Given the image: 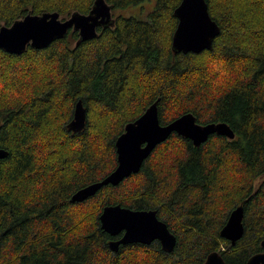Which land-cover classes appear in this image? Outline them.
<instances>
[{"label": "trees", "instance_id": "trees-1", "mask_svg": "<svg viewBox=\"0 0 264 264\" xmlns=\"http://www.w3.org/2000/svg\"><path fill=\"white\" fill-rule=\"evenodd\" d=\"M106 1L114 14L151 0ZM153 1L135 13L146 18L114 15L90 40L69 30L44 48L0 49V148L9 153L0 159V264H202L214 250L246 264L264 251V0H207L220 33L200 53L173 50L181 0ZM94 2L0 0V27L29 12L88 13ZM79 99L88 117L75 133ZM158 99L162 124L192 112L236 136L195 146L174 132L138 173L72 202L116 168V139ZM117 203L156 209L177 235L174 251L158 241L111 250L99 216ZM241 204L245 233L232 246L220 231Z\"/></svg>", "mask_w": 264, "mask_h": 264}, {"label": "water", "instance_id": "water-1", "mask_svg": "<svg viewBox=\"0 0 264 264\" xmlns=\"http://www.w3.org/2000/svg\"><path fill=\"white\" fill-rule=\"evenodd\" d=\"M113 9L114 6L106 0H95L88 13L74 11L67 18H63L57 11L41 14L29 12L12 24L0 27V49L20 54L28 45L37 49L44 48L63 38L69 30L78 31L79 41L90 40L98 36L99 27L115 26ZM175 15L178 25L172 41L174 52L200 53L212 48L214 39L220 33V27L210 15L207 0H181L175 9ZM158 102L159 99L150 104L138 118L128 122L123 133L116 139V168L103 179L76 190L72 194V202H83L104 186H117L132 174L138 173L154 149L174 132L191 139L195 146H200L213 134L228 139L236 136L226 122L202 124L192 112L162 124ZM87 113L82 99H79L68 129L75 133L85 129ZM8 154L5 148H0V159L6 158ZM244 217L245 207L243 204L238 205L231 211L220 231L221 237L230 241L233 246L244 235ZM99 219L104 231L112 236L121 234L119 239L109 242L114 252L119 250L121 244H151L156 240L160 242L163 250L173 252L178 241L177 235L159 218L157 210L154 209H134L120 203L111 204L103 207ZM202 264H225V260L220 251L214 250ZM247 264H264V251L252 254Z\"/></svg>", "mask_w": 264, "mask_h": 264}, {"label": "rangeland", "instance_id": "rangeland-1", "mask_svg": "<svg viewBox=\"0 0 264 264\" xmlns=\"http://www.w3.org/2000/svg\"><path fill=\"white\" fill-rule=\"evenodd\" d=\"M143 6H144V4L141 5V6L135 5V6H131V7L125 8V9L115 10L113 15H115V16H118V15L131 16V14H135V13H142V12H145V13L146 12H149L150 13L153 10V8H154V1L153 0L149 1L148 5L145 8ZM140 7L141 8L143 7L142 8V11H140V9H138ZM147 15L146 16H143L141 14L140 15L135 14L134 16H140L141 18H146ZM258 181H262V179L257 180V182Z\"/></svg>", "mask_w": 264, "mask_h": 264}, {"label": "flooded vegetation", "instance_id": "flooded-vegetation-1", "mask_svg": "<svg viewBox=\"0 0 264 264\" xmlns=\"http://www.w3.org/2000/svg\"><path fill=\"white\" fill-rule=\"evenodd\" d=\"M118 204V203H117ZM111 205V204H110ZM106 206V205H105ZM104 206V207H105ZM124 206V205H123ZM103 210V209H102ZM154 210H156V209H154ZM160 218V217H159ZM161 219V218H160ZM244 227H245V225H244ZM245 233V232H244ZM109 234V233H108ZM110 235V234H109ZM111 237H112V239H110L109 240V242L111 241V240H117V239H119L120 237H121V234H119V235H116V236H112V235H110ZM264 240V239H263ZM262 240V241H263ZM157 241V240H156ZM159 242V241H158ZM237 244V243H236ZM122 245V244H121ZM120 245V246H121ZM146 245H149V244H146ZM230 245H232L231 243H230ZM233 246V245H232ZM235 246V245H234ZM261 246H263L264 247V245H262V242H261ZM162 247V246H161ZM120 248V247H119ZM163 249V248H162ZM259 252H263V251H259ZM248 261V260H247ZM247 264V263H246Z\"/></svg>", "mask_w": 264, "mask_h": 264}, {"label": "bare ground", "instance_id": "bare-ground-1", "mask_svg": "<svg viewBox=\"0 0 264 264\" xmlns=\"http://www.w3.org/2000/svg\"><path fill=\"white\" fill-rule=\"evenodd\" d=\"M231 243V242H230Z\"/></svg>", "mask_w": 264, "mask_h": 264}]
</instances>
